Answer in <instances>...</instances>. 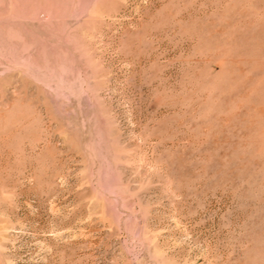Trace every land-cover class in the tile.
<instances>
[{"label": "rangeland", "instance_id": "rangeland-1", "mask_svg": "<svg viewBox=\"0 0 264 264\" xmlns=\"http://www.w3.org/2000/svg\"><path fill=\"white\" fill-rule=\"evenodd\" d=\"M0 264H264V0H0Z\"/></svg>", "mask_w": 264, "mask_h": 264}]
</instances>
